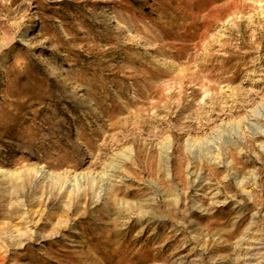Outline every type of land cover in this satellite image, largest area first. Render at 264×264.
<instances>
[{"label":"rangeland","instance_id":"obj_1","mask_svg":"<svg viewBox=\"0 0 264 264\" xmlns=\"http://www.w3.org/2000/svg\"><path fill=\"white\" fill-rule=\"evenodd\" d=\"M0 264H264V0H0Z\"/></svg>","mask_w":264,"mask_h":264},{"label":"bare ground","instance_id":"obj_2","mask_svg":"<svg viewBox=\"0 0 264 264\" xmlns=\"http://www.w3.org/2000/svg\"><path fill=\"white\" fill-rule=\"evenodd\" d=\"M27 33V31L25 32V34ZM59 178V177H58ZM75 180V179H74ZM57 181V180H56ZM68 204V203H67ZM66 208V207H65ZM67 209V208H66Z\"/></svg>","mask_w":264,"mask_h":264}]
</instances>
